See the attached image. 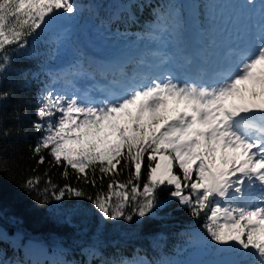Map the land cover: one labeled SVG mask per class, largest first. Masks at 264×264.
I'll return each mask as SVG.
<instances>
[{
	"label": "snow or ice",
	"instance_id": "1",
	"mask_svg": "<svg viewBox=\"0 0 264 264\" xmlns=\"http://www.w3.org/2000/svg\"><path fill=\"white\" fill-rule=\"evenodd\" d=\"M238 3L252 25L227 57L213 59L214 38L199 53L189 54L183 44L185 4L173 3L154 10L147 29L155 40L172 36L177 44L173 52L152 53L159 57L154 65L141 59L149 71L139 78L128 76L122 64L119 79L114 76L103 87L81 91L73 80L84 74L82 62L56 70L45 61L31 71L13 68L15 55L24 49H31L30 56L44 55L36 46L49 35L54 47L48 59L58 58L71 38L75 18L85 11H102L103 5L0 0V85L13 72H22L25 83H30L29 75L32 80L48 78L36 96L32 126L41 136L32 153L39 157L38 165L62 166V176L69 181L63 186L53 183L49 169L42 189L39 176L21 187L39 193L42 205L85 199L109 222L155 217L172 199L195 218L203 213V231L193 230L187 246L178 248L175 256L161 249L159 258L146 253L128 259L108 251L101 239L104 229L97 223L91 234L95 238L82 249L87 259L79 264H264V3ZM217 4L203 5L202 31L209 36L215 32ZM131 7L110 5V20H120L121 13L131 15ZM178 55L182 63L176 65ZM12 94L0 90V101ZM11 135L12 130L0 124V137ZM45 151L51 159L41 154ZM69 168L77 183L99 189L95 195L70 182ZM125 170L127 179H117ZM169 186V200H157L158 190ZM80 211L87 220L90 209ZM20 246L13 241V247ZM0 264L22 262L6 259L0 250Z\"/></svg>",
	"mask_w": 264,
	"mask_h": 264
},
{
	"label": "trees",
	"instance_id": "2",
	"mask_svg": "<svg viewBox=\"0 0 264 264\" xmlns=\"http://www.w3.org/2000/svg\"><path fill=\"white\" fill-rule=\"evenodd\" d=\"M194 14L204 26L206 9L203 5L219 3L222 0H191ZM81 6L91 3L103 5L104 10L98 13L85 11L80 17L75 18L70 40L66 43L73 48H79L80 44L88 42V33L91 30L100 37H108L116 41L124 38L154 39L147 34V29L154 19L153 12L169 4L183 2L185 0H76ZM130 4L131 15L121 13L118 21L110 20V5ZM185 15V9H184ZM43 35V34H42ZM50 36L43 35V39L36 46L37 51L44 53L39 57L30 56L31 49L21 50L15 55L13 68L37 71L41 64L47 61L54 67L62 60V49L58 58L48 59V53L53 45L48 43ZM31 40V38H30ZM145 57L133 56L124 64V71L132 74V67L139 64ZM25 83V75L22 72H13L9 78L0 85V90L11 91L13 94L7 100L0 101V124L11 129L12 135L4 139L0 137V159L4 164L0 166V230L5 238L0 239V250L4 257L10 261L20 260L22 264H79L87 257L82 249L87 246L94 232V225L99 223L104 229L101 239L108 251L122 253L126 258L132 259L137 255L149 253L159 258L160 250L168 256H175L178 248L187 246L193 230L203 231L204 217L195 218L190 214L186 206H181L176 199H172L165 207L159 210L155 217L134 216L133 221H105L92 208L91 202L81 198H66L64 201L51 200L47 204L40 203L39 193L24 190L21 185L30 177L42 178L40 188L45 184L44 176L49 164L38 165V156H33L32 149L36 145L40 132L32 126L36 121V96L48 78L41 75L39 80ZM20 116L22 119L16 120ZM48 159L47 151L41 153ZM147 155V154H146ZM35 169V171H33ZM62 166L49 170V176L53 183L63 186L69 183L62 176ZM74 186L85 189L88 194L95 195L99 190L81 181L77 183L76 174L69 168ZM143 173V169H142ZM99 176V172L96 173ZM127 170L118 177L119 180L127 179ZM107 178L104 181V190H107ZM172 188L164 187L157 192V200H169ZM90 209L88 219L85 220L81 209ZM153 211H156L155 209ZM87 225V226H85ZM165 237L163 241L157 239ZM27 239H34L49 248L45 254L43 251L30 252L26 245ZM13 241L20 247H13ZM184 254L181 253V257Z\"/></svg>",
	"mask_w": 264,
	"mask_h": 264
},
{
	"label": "rangeland",
	"instance_id": "3",
	"mask_svg": "<svg viewBox=\"0 0 264 264\" xmlns=\"http://www.w3.org/2000/svg\"><path fill=\"white\" fill-rule=\"evenodd\" d=\"M93 4L95 3H91L90 5ZM231 13H234L238 18L239 17L243 18L244 22L248 24L249 19L246 17V15L241 13L238 0H222L219 3V6H217L216 8L217 19L215 22V32L211 36H209L208 34H205L203 33V31H201L203 45L209 39L214 38L216 40V44L213 46L212 49L213 57L215 56L219 57L220 55H223L224 49H228V45L232 46L235 44V42L233 43L231 41V36H233V34L236 33L237 29H236V25H231V21L233 20ZM237 23H239L240 25L241 21L238 20ZM201 29H203L202 26ZM86 32L88 33V42L80 44L79 48H75V47L73 48L71 45L65 44V46L62 48V60L53 67L56 70L67 69L70 68L71 65L76 64L77 62H82L85 65V68L83 69L84 74L74 79L77 85L79 84V87L81 86V83H85L88 80L91 82L94 81V79H92L91 77L93 76L94 73L97 72L96 71L97 69L94 67V65H92L89 56L91 50L104 48L105 46H108L109 43L117 42L108 37H100L98 34L94 33L91 30H86ZM169 36L170 35H165L160 40L154 39V44H149L148 42H150V40L148 39L147 40L141 39L139 42L137 41L138 39H130L129 42L130 46H126L125 45L126 43L124 42H119L123 49L124 55L122 56L126 57L127 55L129 56L131 53H136V54L144 53L145 55V53L149 52L150 53V54L148 53L149 60L147 61V63L150 64H152V62L156 63L157 59L154 58L152 53L160 52V51L166 52L165 44L163 41L165 38ZM184 38H185V34L183 37V44L186 49ZM170 40L173 41L174 48L176 49L177 44L175 39L171 36ZM226 56H228V54ZM178 58L179 60H181L179 55ZM88 64H91L92 67L87 68L86 66ZM115 75H118V77H116L117 79L120 78L117 72L115 73ZM128 76H131V74H128ZM67 87L68 90L70 91L71 90L70 85H68ZM26 245L29 251L33 253L43 251L45 254H47L49 252V248L47 246L34 239H27Z\"/></svg>",
	"mask_w": 264,
	"mask_h": 264
},
{
	"label": "bare ground",
	"instance_id": "4",
	"mask_svg": "<svg viewBox=\"0 0 264 264\" xmlns=\"http://www.w3.org/2000/svg\"><path fill=\"white\" fill-rule=\"evenodd\" d=\"M255 3H257L259 5L260 1L259 0H254ZM242 13V12H241ZM240 18V19H239ZM239 18H236L237 20H240L242 23H243V26L246 27L247 23L244 22V19L239 17ZM245 29V28H244Z\"/></svg>",
	"mask_w": 264,
	"mask_h": 264
}]
</instances>
